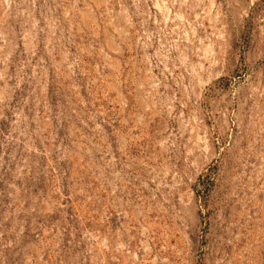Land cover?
Here are the masks:
<instances>
[{"label":"rangeland","instance_id":"rangeland-1","mask_svg":"<svg viewBox=\"0 0 264 264\" xmlns=\"http://www.w3.org/2000/svg\"><path fill=\"white\" fill-rule=\"evenodd\" d=\"M0 264H264V0H0Z\"/></svg>","mask_w":264,"mask_h":264}]
</instances>
